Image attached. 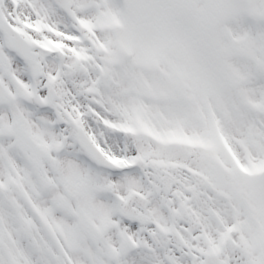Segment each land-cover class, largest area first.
Here are the masks:
<instances>
[{
	"label": "snow or ice",
	"instance_id": "obj_1",
	"mask_svg": "<svg viewBox=\"0 0 264 264\" xmlns=\"http://www.w3.org/2000/svg\"><path fill=\"white\" fill-rule=\"evenodd\" d=\"M0 264H264V0H0Z\"/></svg>",
	"mask_w": 264,
	"mask_h": 264
}]
</instances>
